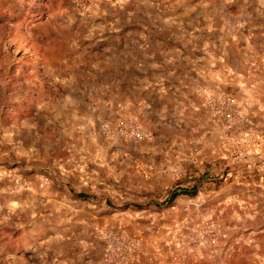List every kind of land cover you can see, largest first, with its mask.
<instances>
[{
    "label": "rangeland",
    "instance_id": "rangeland-1",
    "mask_svg": "<svg viewBox=\"0 0 264 264\" xmlns=\"http://www.w3.org/2000/svg\"><path fill=\"white\" fill-rule=\"evenodd\" d=\"M0 264H264V0H0Z\"/></svg>",
    "mask_w": 264,
    "mask_h": 264
},
{
    "label": "trees",
    "instance_id": "trees-1",
    "mask_svg": "<svg viewBox=\"0 0 264 264\" xmlns=\"http://www.w3.org/2000/svg\"><path fill=\"white\" fill-rule=\"evenodd\" d=\"M181 193H188L185 190H180ZM177 195V193H172L171 196L168 198L167 202H170L175 196Z\"/></svg>",
    "mask_w": 264,
    "mask_h": 264
},
{
    "label": "crops",
    "instance_id": "crops-1",
    "mask_svg": "<svg viewBox=\"0 0 264 264\" xmlns=\"http://www.w3.org/2000/svg\"><path fill=\"white\" fill-rule=\"evenodd\" d=\"M255 151V150H254ZM255 154H257V153H255ZM257 156V155H256ZM237 168V167H236Z\"/></svg>",
    "mask_w": 264,
    "mask_h": 264
}]
</instances>
